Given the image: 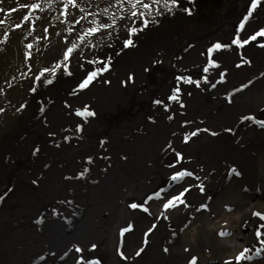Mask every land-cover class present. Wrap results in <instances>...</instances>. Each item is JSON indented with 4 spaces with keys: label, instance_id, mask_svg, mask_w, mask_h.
<instances>
[{
    "label": "bare ground",
    "instance_id": "bare-ground-1",
    "mask_svg": "<svg viewBox=\"0 0 264 264\" xmlns=\"http://www.w3.org/2000/svg\"><path fill=\"white\" fill-rule=\"evenodd\" d=\"M181 6L0 147V264H264V0Z\"/></svg>",
    "mask_w": 264,
    "mask_h": 264
},
{
    "label": "rangeland",
    "instance_id": "rangeland-1",
    "mask_svg": "<svg viewBox=\"0 0 264 264\" xmlns=\"http://www.w3.org/2000/svg\"><path fill=\"white\" fill-rule=\"evenodd\" d=\"M181 1L0 0V147L38 105L52 102L49 88L78 72L82 79L88 70H110L111 64L103 63L108 50L136 47L140 34L158 31L182 10ZM212 156L199 146L183 150L179 162L203 174L202 181L210 177L209 189L218 176L216 166L208 165ZM170 233L160 221L147 238Z\"/></svg>",
    "mask_w": 264,
    "mask_h": 264
},
{
    "label": "snow or ice",
    "instance_id": "snow-or-ice-1",
    "mask_svg": "<svg viewBox=\"0 0 264 264\" xmlns=\"http://www.w3.org/2000/svg\"><path fill=\"white\" fill-rule=\"evenodd\" d=\"M262 35H264V33H262ZM129 43H131V41H129ZM181 175H183V173L181 174ZM168 205H166V207H167ZM133 207H135V205H133Z\"/></svg>",
    "mask_w": 264,
    "mask_h": 264
}]
</instances>
